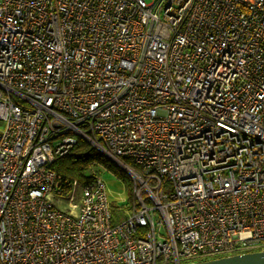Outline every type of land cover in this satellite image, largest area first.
I'll return each instance as SVG.
<instances>
[{"label": "built area", "instance_id": "obj_1", "mask_svg": "<svg viewBox=\"0 0 264 264\" xmlns=\"http://www.w3.org/2000/svg\"><path fill=\"white\" fill-rule=\"evenodd\" d=\"M0 125V264L264 251V0H0ZM78 138L132 202L55 186Z\"/></svg>", "mask_w": 264, "mask_h": 264}, {"label": "trees", "instance_id": "obj_2", "mask_svg": "<svg viewBox=\"0 0 264 264\" xmlns=\"http://www.w3.org/2000/svg\"><path fill=\"white\" fill-rule=\"evenodd\" d=\"M118 159L138 172L137 166L130 159L122 156H118ZM94 164L99 165V170L102 171L100 174L111 172L117 179L123 182L128 195V201H133L132 180L129 174L121 170L110 158L82 138H78L71 152L55 158L52 164V169L56 174L55 186L63 195L68 196L73 180L84 183L97 175L91 173L92 168L96 166ZM117 215L119 214L114 213L113 218H116Z\"/></svg>", "mask_w": 264, "mask_h": 264}, {"label": "water", "instance_id": "obj_3", "mask_svg": "<svg viewBox=\"0 0 264 264\" xmlns=\"http://www.w3.org/2000/svg\"><path fill=\"white\" fill-rule=\"evenodd\" d=\"M100 152L109 157L103 150H100ZM109 158L127 170L126 165L112 157ZM192 264H264V251L238 252L230 255L201 260Z\"/></svg>", "mask_w": 264, "mask_h": 264}, {"label": "rangeland", "instance_id": "obj_4", "mask_svg": "<svg viewBox=\"0 0 264 264\" xmlns=\"http://www.w3.org/2000/svg\"><path fill=\"white\" fill-rule=\"evenodd\" d=\"M146 1L148 2V0H146ZM1 127H2V125H0V129H1ZM111 161H113V160H111ZM114 163L117 166H119L121 170L125 171V169L122 166L118 165L116 162H114ZM94 165H96V166H94L92 168L91 173L100 175L103 178V180L105 181V183L107 185L109 193L115 194V196H116V194H118L119 196L126 198L127 193L123 190V185H122L123 183L119 179H117L116 176L111 172H103L102 174H100L102 171L99 170V165L98 164H94ZM54 203L56 205H58V207H60V208H62V206H64L63 202H60V201H56Z\"/></svg>", "mask_w": 264, "mask_h": 264}, {"label": "bare ground", "instance_id": "obj_5", "mask_svg": "<svg viewBox=\"0 0 264 264\" xmlns=\"http://www.w3.org/2000/svg\"><path fill=\"white\" fill-rule=\"evenodd\" d=\"M71 207L73 206V202L69 201L67 202Z\"/></svg>", "mask_w": 264, "mask_h": 264}]
</instances>
